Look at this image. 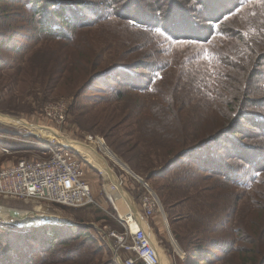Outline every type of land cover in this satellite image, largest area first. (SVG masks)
I'll return each instance as SVG.
<instances>
[{
  "label": "rangeland",
  "instance_id": "obj_1",
  "mask_svg": "<svg viewBox=\"0 0 264 264\" xmlns=\"http://www.w3.org/2000/svg\"><path fill=\"white\" fill-rule=\"evenodd\" d=\"M46 1L74 0L0 1V115L93 148L104 161L109 158L99 143L87 142L88 137L101 140L128 170L104 161L112 175L106 181L91 179L96 204L90 207L0 197V210L6 212L0 213V264H114L109 235L123 229L105 193L117 186L131 200L126 211L142 215L146 191L131 173L159 200L153 217L141 220L164 264L264 263V171L248 173L237 161L245 178L236 186L203 171L229 153L228 144L195 153L208 131L213 136L222 129L230 102L264 118V60H258L264 56V0H228L233 12L215 26L223 33L206 40V33L186 36L182 26L162 31L137 25L105 6L101 20L84 10L82 21L63 24L64 34L54 35L41 27ZM196 16L201 28L210 25L203 24V10ZM252 48L262 73L253 88V71L246 73ZM243 86L251 89L250 96L237 94ZM35 138L29 128L0 123V169L39 158ZM237 138L242 148L264 144V139ZM27 216L34 221L31 227L23 224ZM196 252L203 254L192 260ZM206 257L212 260L203 263Z\"/></svg>",
  "mask_w": 264,
  "mask_h": 264
},
{
  "label": "trees",
  "instance_id": "obj_2",
  "mask_svg": "<svg viewBox=\"0 0 264 264\" xmlns=\"http://www.w3.org/2000/svg\"><path fill=\"white\" fill-rule=\"evenodd\" d=\"M84 2L85 1L82 0H74L72 3H55L52 1H46L43 8L47 11V13L43 19L41 27L45 28V31L49 32L50 34H59L60 36L64 34L62 25L64 24L70 26L71 23L73 25H77V21H82V11L84 10L90 11L94 17H97L99 20H101L105 15L101 11V8H104L105 6L109 8V11L111 9L113 16L131 20L137 25L145 23L143 25L161 28L162 31H169L170 28L179 29L181 28L180 26H182V29L186 30V36L193 35L197 37L202 34L204 38V34L206 33L207 35H205V39H203L201 36L203 40H206L215 33H223L222 30L220 31V28L218 29L219 32H215V26L220 24L223 19L233 12L231 9H229L231 6H233V4L231 5V1L228 0H210L206 3H204V0H156L152 5H146L141 0H107L96 5ZM105 2L109 3L105 4ZM40 3L41 2L39 1L35 2L36 5H39ZM196 7H198V10H203V24L210 23L207 28H204V25L203 28H201L200 25L198 26V24L194 22V17H197L196 14L198 13ZM49 8L54 9L49 13ZM68 14H70L69 17ZM53 18L60 21V23H56ZM186 21H189V23ZM224 25L222 24L220 27L223 28ZM202 29L203 33H200V30ZM255 53L256 50L252 48V58L250 60L251 63L248 64L246 68V73H250L249 68L253 71L252 74L250 73V77L252 79L250 81L251 88H253L254 83L258 80V76L262 75V73H260L261 70L258 69L260 68L261 64L258 63L259 66L255 65V63L258 62H255ZM258 60H260L259 62H262L264 60V56H259ZM254 68H257V70ZM122 90L124 91L126 89ZM237 92V94H242L243 96L248 97L251 94V89H247L243 86L239 87ZM226 103L228 104V102ZM251 104L256 108L261 106L259 103ZM228 106H230L229 112L227 113L229 116L224 117L222 129H220L218 132L216 131L217 133L214 135L212 134L213 136L210 134L211 131H208V133L205 134L206 136L204 138L205 140L203 141V146L198 148L195 153L203 150L207 151L221 141H223L225 144H228L229 147L227 150L229 153H227L225 157L217 159L214 162L215 164H213L211 167L205 165L203 167V171L207 172L208 174L213 172L216 175L225 177L234 185L241 187L244 183L243 180L245 175L241 173L242 169H240V167H243L240 163L247 166V170L244 171L248 173L251 171L253 173L264 171V144L262 145L263 147L242 148V146H240L235 140L238 139L237 137L244 138V140L264 139V118L255 116L252 113H247V107H244L242 111H238L232 107L233 105L231 102L228 104ZM242 122H245L247 128L254 131H247V129L242 127L243 125H240ZM220 151L222 152V150ZM178 159L176 163L179 161ZM230 160H233V162H230ZM249 243L252 246L253 243ZM216 246L217 245H215V247ZM239 250L241 249H238L237 251ZM202 254V252H196L191 256V259L193 260L197 257L199 258V256H202ZM208 258L209 257L203 258L201 261L203 263H208L210 260H212ZM249 260L253 261V259ZM199 262L200 261H198L196 264H199ZM245 262L250 264V261ZM25 264H29V261H26ZM255 264H257V262H255ZM258 264H261V262Z\"/></svg>",
  "mask_w": 264,
  "mask_h": 264
},
{
  "label": "built area",
  "instance_id": "obj_3",
  "mask_svg": "<svg viewBox=\"0 0 264 264\" xmlns=\"http://www.w3.org/2000/svg\"><path fill=\"white\" fill-rule=\"evenodd\" d=\"M35 135L33 144L39 150L40 157L21 160L15 165L0 169V197L75 209L95 205L91 179L99 177L106 181L103 171L74 147L61 143L56 138L45 139L36 133ZM95 139L88 137L87 142L91 144L96 142ZM2 152L6 155L13 153L7 148H3ZM103 160L109 162L107 158ZM118 166L122 170H128L124 164V168ZM131 175L146 191L141 198L142 215L139 210L138 214L128 209L125 215L116 219L123 232L113 231L109 235L114 241V264H163L148 229L141 220L142 216L148 219L153 217L160 208L159 200L148 183L133 173ZM123 184V179L120 178V185ZM103 188L105 190L106 185ZM117 192L118 187L112 186L110 192L105 193L114 207L115 202L109 196Z\"/></svg>",
  "mask_w": 264,
  "mask_h": 264
},
{
  "label": "bare ground",
  "instance_id": "obj_4",
  "mask_svg": "<svg viewBox=\"0 0 264 264\" xmlns=\"http://www.w3.org/2000/svg\"><path fill=\"white\" fill-rule=\"evenodd\" d=\"M0 123H2L4 125H10V126H13V127L29 128V130H31V132H34L37 135H39V136H41L42 138H45V139L56 138L59 141H61L62 143L74 147L76 150L81 152V154H83V155L85 154V156H86L85 158L87 160H89L98 169L103 171L105 179L111 178V175H112V173L110 172L111 170L110 171L108 170L107 166L105 165V162L101 160L102 158L99 157L96 154L95 150L92 149V148L85 147V146L80 145V144H78V143H76L74 141H71V140L66 139L64 137H61L58 134H56V132L49 131V130H44V129L38 128V127L35 128L34 126H31V125L27 124L26 122H23V121H18L17 122V121H15L13 119H10V118L6 117V116H1L0 115ZM96 142L99 143L98 147H99V149L102 151V153L106 157H108L116 165L122 166L123 163L114 154L111 153V151L108 149V147L104 145L103 141L96 140ZM93 144H94V142H93ZM85 148H87L88 150L85 149ZM109 197H111V199L115 202V208L118 211L119 216L122 217L123 215H125L127 213V211H126V208L124 207V204H127V202H128L131 205V200L129 199V196H127V194L123 190L119 189V192L117 194L111 193ZM126 200H127V202H126ZM124 209H125V211H124ZM0 213L2 215L4 213H6V212H1V210H0ZM14 216H16V215L14 214ZM49 218H51V217H49ZM30 219L31 218H29V216H27V218L23 222V224L26 223L27 227L32 226L34 224V221H32ZM51 219H53V218H51ZM168 232H169V230H168ZM169 235H170V232H169ZM170 238H171V240H173L171 235H170ZM157 251L159 252V255L161 257V260H162L163 264L166 263L164 261V258L162 256V254H161V251L159 249H157Z\"/></svg>",
  "mask_w": 264,
  "mask_h": 264
},
{
  "label": "crops",
  "instance_id": "obj_5",
  "mask_svg": "<svg viewBox=\"0 0 264 264\" xmlns=\"http://www.w3.org/2000/svg\"><path fill=\"white\" fill-rule=\"evenodd\" d=\"M91 147H93V146H91ZM3 149V148H2ZM1 149V150H2ZM8 149V148H7ZM93 149V148H92ZM10 150V149H9ZM18 150V149H17ZM95 150V149H94ZM14 153H18V152H14ZM84 157H86V156H84ZM18 163V162H17ZM12 165H15V163L14 164H11V165H9V166H12ZM6 167H8V166H6ZM126 199V198H125ZM126 202H127V200H126ZM128 203V202H127Z\"/></svg>",
  "mask_w": 264,
  "mask_h": 264
},
{
  "label": "water",
  "instance_id": "obj_6",
  "mask_svg": "<svg viewBox=\"0 0 264 264\" xmlns=\"http://www.w3.org/2000/svg\"><path fill=\"white\" fill-rule=\"evenodd\" d=\"M179 158V157H178ZM178 158H176V160L178 159ZM27 227V226H26ZM31 227V226H30Z\"/></svg>",
  "mask_w": 264,
  "mask_h": 264
}]
</instances>
